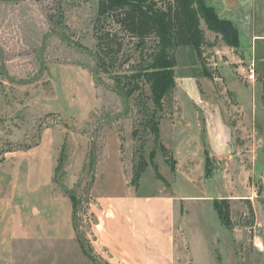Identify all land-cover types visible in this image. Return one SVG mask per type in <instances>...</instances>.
I'll list each match as a JSON object with an SVG mask.
<instances>
[{"label":"rangeland","instance_id":"1","mask_svg":"<svg viewBox=\"0 0 264 264\" xmlns=\"http://www.w3.org/2000/svg\"><path fill=\"white\" fill-rule=\"evenodd\" d=\"M97 1L0 0L1 188L38 189L36 219L15 221V231L8 223L0 227V237L21 238L10 250L16 264H112L110 251L98 243L103 234L108 236L107 221L113 213L101 198L116 201L128 192L143 196L159 191L161 182L151 168L142 175L138 191L128 186L134 147L144 145L149 159L153 137L143 129L144 118L134 101L129 103L115 91L108 76L95 74ZM173 52L179 64L177 77L184 64H200L196 52L182 47ZM216 62L214 51L202 54L201 63L212 77L218 72ZM181 87L180 83L175 92L179 102ZM202 87L198 86L201 92L217 95L226 107L235 106L224 83L209 81ZM259 87L264 89V77ZM243 114L236 109L227 115L235 154L229 177L212 179L216 166L211 165L209 179L198 181L206 185L203 190H192L185 183L181 188L180 194L204 197L188 201L186 207L189 221L203 231L208 244L230 236L225 260L205 263L264 264V118L260 126L253 116ZM134 131H138L136 140ZM161 131L165 143H170L166 126ZM28 151L37 166L32 182L22 179L30 169L18 163ZM157 156L160 173L171 177L164 157ZM71 196L80 202L78 233ZM14 199L19 206L21 198ZM216 199L229 200L234 228L222 225L214 209ZM27 230L32 235L28 240L24 239ZM78 235L89 242L85 248L95 261L85 255Z\"/></svg>","mask_w":264,"mask_h":264},{"label":"crops","instance_id":"2","mask_svg":"<svg viewBox=\"0 0 264 264\" xmlns=\"http://www.w3.org/2000/svg\"><path fill=\"white\" fill-rule=\"evenodd\" d=\"M206 2L216 8L222 19L234 25L237 43L227 45L222 41L221 35L208 31L205 23H202L207 40V45L202 48L203 53L210 49L217 55L214 66L218 72L213 77L209 69L201 63L197 48L182 47L187 51L196 52L200 64L195 66L190 63L184 64V69H180L177 77L179 64L176 60V89L181 83V102L175 97V89L172 95L174 103L172 113L166 114L160 121L161 139L172 151L175 160L174 169L168 166L171 177L160 173L158 156L154 163L169 185L166 186L155 175L161 182L157 193L138 196L128 192L116 201L101 198L108 201V207L113 213L112 219L107 221L108 236L103 234L98 243L110 251L112 264H211L210 262L218 258L224 261L230 252V236L224 240L217 238L210 245L204 238L203 231L189 221L186 203L204 197H189L180 193L184 183L192 190L205 188L206 185L204 183L200 185L198 181L200 177L205 178L204 181L207 179L208 160L210 167L216 166L212 171V179L215 178L214 175H217L218 179L225 175L229 177L228 166L235 156L232 126L227 116L231 111L238 109L244 113L241 116H253L255 123L262 125L264 89H261L259 84L264 77V0H213L211 4L209 0ZM237 63L239 66H235ZM245 68L254 70L258 78L255 82L248 80L250 73ZM209 81L224 83L225 91L232 94L235 106L228 108L217 95L201 92L198 86L204 87ZM163 125L171 135L170 143H165L162 136ZM225 141L228 142V149L222 154H216L212 146L223 144ZM32 154L31 151L23 152L18 158L20 159L18 163H23L26 171L27 168L30 169L29 174L22 173V179L29 178L30 182L33 181L35 166ZM114 161L118 168L124 171L120 161L118 159ZM150 168L154 171L152 167ZM129 169H132V166ZM127 174L132 178L129 172ZM128 186L138 191L132 186L131 180ZM15 197L21 198L19 206H16ZM37 198L38 189L30 187V190L24 191L5 190L1 188L0 183V227L8 223L11 224L8 227L15 231V221L23 222V219H26L32 223V220L36 219L33 212L38 213ZM184 206L185 218L182 214ZM99 221L101 223L102 218H99ZM26 233L24 239H31L32 235L28 230ZM22 234L23 230L20 229V235ZM8 238L6 239V235L0 237V264H16L15 255L10 250L13 249L14 241L21 238L10 236ZM6 246L9 248L6 249ZM183 257H188L190 261L185 262ZM207 259H211L209 263H205Z\"/></svg>","mask_w":264,"mask_h":264},{"label":"trees","instance_id":"3","mask_svg":"<svg viewBox=\"0 0 264 264\" xmlns=\"http://www.w3.org/2000/svg\"><path fill=\"white\" fill-rule=\"evenodd\" d=\"M203 22L208 31L221 35L227 45L237 43L234 25L222 19L206 0L97 1L93 26L95 74L108 76L115 91L129 103L134 101L144 118L143 129L153 137L149 159L145 156L144 145L134 147L131 184L136 189L150 167L157 179L169 185L154 160L160 154L172 169L175 167L173 153L160 136V121L165 114L172 113L174 107L176 57L173 50L176 47L197 48L202 57V48L207 45ZM133 136L136 140L138 131H134ZM209 168L208 160L207 179ZM71 202L78 233L76 211L80 202L76 196H71ZM214 209L222 225L234 228L229 200L216 199ZM78 236L85 255L94 260L85 248V242H89Z\"/></svg>","mask_w":264,"mask_h":264},{"label":"clouds","instance_id":"4","mask_svg":"<svg viewBox=\"0 0 264 264\" xmlns=\"http://www.w3.org/2000/svg\"><path fill=\"white\" fill-rule=\"evenodd\" d=\"M213 151L216 154H222L224 151L228 149V142L225 141L223 144H214L213 146Z\"/></svg>","mask_w":264,"mask_h":264},{"label":"built area","instance_id":"5","mask_svg":"<svg viewBox=\"0 0 264 264\" xmlns=\"http://www.w3.org/2000/svg\"><path fill=\"white\" fill-rule=\"evenodd\" d=\"M249 73H250V75H249V77H248V80H253V79H254V75H255L254 70L249 69Z\"/></svg>","mask_w":264,"mask_h":264}]
</instances>
